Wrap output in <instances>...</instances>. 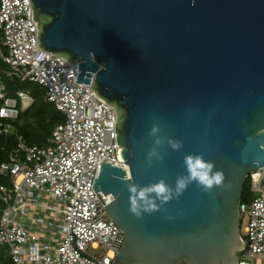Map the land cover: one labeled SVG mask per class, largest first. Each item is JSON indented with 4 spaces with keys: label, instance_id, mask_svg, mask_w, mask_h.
Wrapping results in <instances>:
<instances>
[{
    "label": "water",
    "instance_id": "95a60500",
    "mask_svg": "<svg viewBox=\"0 0 264 264\" xmlns=\"http://www.w3.org/2000/svg\"><path fill=\"white\" fill-rule=\"evenodd\" d=\"M30 3L39 46L79 62L77 82L94 76L117 112L125 164L100 163L93 186L112 195L105 208L125 234L114 264H237L251 240L240 236L244 183L264 165V0ZM188 154L222 170L223 186L193 182L167 202L146 193L158 210L132 214L141 190L164 181L174 193Z\"/></svg>",
    "mask_w": 264,
    "mask_h": 264
},
{
    "label": "built area",
    "instance_id": "2783aa9c",
    "mask_svg": "<svg viewBox=\"0 0 264 264\" xmlns=\"http://www.w3.org/2000/svg\"><path fill=\"white\" fill-rule=\"evenodd\" d=\"M0 30L5 74L38 84L64 115L46 146L19 139L0 160V247L8 248L0 264H114L125 234L105 208L112 195L93 186L100 163L125 164L116 109L92 90L94 76L90 84L77 82L79 62L39 46L30 0H0ZM0 100V133L6 134L33 97L25 90L9 96L0 77ZM246 178L253 196L239 204V226L240 236L251 240L237 264H264V165Z\"/></svg>",
    "mask_w": 264,
    "mask_h": 264
},
{
    "label": "trees",
    "instance_id": "16d2710c",
    "mask_svg": "<svg viewBox=\"0 0 264 264\" xmlns=\"http://www.w3.org/2000/svg\"><path fill=\"white\" fill-rule=\"evenodd\" d=\"M2 38L3 32L0 30V48L6 51ZM7 68V63L0 58V77L6 86L8 95L16 96L18 90H25L32 95L33 101L27 109L21 110L18 117L12 121V130L9 133H0V160L6 159L9 151L12 150L19 139L23 140L26 146H46L54 127L64 121V115L57 110L54 103L46 99L42 87L28 80L8 77L5 74ZM1 105L2 101L0 100V107ZM246 180L249 179L246 178ZM245 183L242 200L246 198L244 195Z\"/></svg>",
    "mask_w": 264,
    "mask_h": 264
},
{
    "label": "clouds",
    "instance_id": "9594fccd",
    "mask_svg": "<svg viewBox=\"0 0 264 264\" xmlns=\"http://www.w3.org/2000/svg\"><path fill=\"white\" fill-rule=\"evenodd\" d=\"M159 131L158 126H153L150 135ZM157 143H160L158 140ZM172 148L179 149L182 147L179 141H169ZM155 151L150 153L154 155ZM184 165L187 169V176L180 177L176 181L175 190L168 186L164 181H160L148 188H145L139 192L141 200H145L146 193H155L158 198H161L162 202H167L173 199V196L179 197L186 190L189 184L196 182L204 191H210L213 186H223L225 179L224 172L222 170L214 171V163L204 159L202 154H188L184 157ZM132 192H135V187L131 188ZM158 210L157 206L151 200H145L143 208L138 204L135 198L130 201V212L137 218H141L144 212L151 213Z\"/></svg>",
    "mask_w": 264,
    "mask_h": 264
},
{
    "label": "rangeland",
    "instance_id": "374dc122",
    "mask_svg": "<svg viewBox=\"0 0 264 264\" xmlns=\"http://www.w3.org/2000/svg\"><path fill=\"white\" fill-rule=\"evenodd\" d=\"M38 85V84H37ZM250 186H251V182H250V180H246V183H245V190H244V195H245V199L244 200H247L248 198V196H253V193L250 191ZM242 232H243V230H242ZM97 251V253H98V255H101L102 253H103V250H96ZM95 251V252H96ZM1 252H5L6 253V255L8 254V248H7V246H3V247H0V253ZM6 260L8 261L9 259H8V257L6 258ZM10 261V260H9ZM8 261V262H9Z\"/></svg>",
    "mask_w": 264,
    "mask_h": 264
}]
</instances>
